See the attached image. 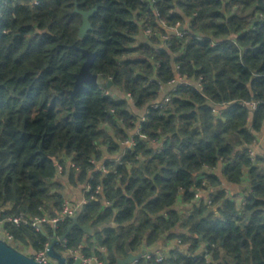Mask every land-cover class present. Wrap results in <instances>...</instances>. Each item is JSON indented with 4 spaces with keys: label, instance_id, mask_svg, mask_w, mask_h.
<instances>
[{
    "label": "trees",
    "instance_id": "trees-1",
    "mask_svg": "<svg viewBox=\"0 0 264 264\" xmlns=\"http://www.w3.org/2000/svg\"><path fill=\"white\" fill-rule=\"evenodd\" d=\"M81 49L97 82L72 98ZM263 133L264 0H0V219L55 217L89 187L78 225L94 230L4 222L18 251L64 237L65 264H116L173 241L166 264H264Z\"/></svg>",
    "mask_w": 264,
    "mask_h": 264
},
{
    "label": "water",
    "instance_id": "water-1",
    "mask_svg": "<svg viewBox=\"0 0 264 264\" xmlns=\"http://www.w3.org/2000/svg\"><path fill=\"white\" fill-rule=\"evenodd\" d=\"M95 8L88 10V11H81L79 14L82 17V22L78 30V39H82L86 32L90 29V23L89 18L91 15L95 12ZM159 28L166 33L168 36H175L177 34V31L174 29L166 28L165 26L158 24ZM181 30V29H179ZM77 49V48H76ZM82 56H84L85 60L82 63L78 73L75 74V81H74V87L71 91V97L75 95V93L83 88L85 84H96L97 82V76L94 74H91L89 71V68L91 66V63L94 58V54L81 49L80 50ZM110 83H108L109 85ZM78 216L79 214L76 213L75 216L71 219V224L67 227V232L73 227H79L81 231L88 235H92L93 229L91 228L90 223L80 226L78 225ZM40 230V232L43 234V231L40 229V226H37ZM1 232H3V229H0ZM64 237H61L60 239L52 240L48 244L46 248V255L54 264H65L66 259L65 257L57 252L54 249V246L59 242L62 241ZM125 252L126 257L124 258H118L116 259V264H131L132 262L138 260L143 254H132L128 251V248L125 246ZM79 259H76L73 264H78ZM0 264H40L36 262L32 257L18 251L15 249L12 245H10L7 241L2 239L0 237ZM106 264V262L104 263Z\"/></svg>",
    "mask_w": 264,
    "mask_h": 264
},
{
    "label": "built area",
    "instance_id": "built-area-1",
    "mask_svg": "<svg viewBox=\"0 0 264 264\" xmlns=\"http://www.w3.org/2000/svg\"><path fill=\"white\" fill-rule=\"evenodd\" d=\"M161 25L164 26L163 23H160ZM174 30H177L176 28ZM145 34H150L149 30H145L144 32ZM166 37V36H165ZM164 37V38H165ZM175 77L169 81L168 85L171 86L172 88L175 87V85L177 84H184L186 83L183 76H181L178 72V67L175 66ZM168 101L167 97H164L162 103H155L152 107L154 109H160L162 107V105L164 103H166ZM258 104V102L255 101H251V102H245L243 103V105H246L247 107L251 108V109H255L256 105ZM123 146H133L134 143L132 140H127L125 142L122 143ZM251 155H253V152H250ZM72 166V165H70ZM62 172V167L60 165H57V174L60 175V173ZM89 187H87L86 189L88 190ZM86 190V191H87ZM197 193V192H196ZM77 207H72L70 201L68 200H64L62 203V207H61V211L59 212V214L55 217H42L41 219H27L26 217H24L23 215H19V216H15V217H8L5 219H0V229H2V225L4 222H9L12 224H19V223H30L33 227H35L36 229H39L37 226L39 225H48L51 228H56L58 223L63 222L65 219H72L75 214L77 213ZM0 237L4 240H8L7 238H11L8 234L1 232L0 231ZM46 248L47 245L45 246V248L43 250H39L37 251L32 258L40 263V264H48L49 263V259L46 255ZM71 255L73 258V261H75L76 259H79V263L78 264H104V261L101 260L98 257H90V256H85L82 253H80V251H71ZM155 255V261L157 263H161V264H166L163 262V254H161L160 252H157ZM137 260L132 262L131 264H136Z\"/></svg>",
    "mask_w": 264,
    "mask_h": 264
},
{
    "label": "crops",
    "instance_id": "crops-1",
    "mask_svg": "<svg viewBox=\"0 0 264 264\" xmlns=\"http://www.w3.org/2000/svg\"><path fill=\"white\" fill-rule=\"evenodd\" d=\"M264 152V133L262 134V136L259 138L258 143L256 145V150L253 151V153H263ZM226 190L230 193V194H235V192H238L236 188H234L233 186L230 185H224ZM66 191H65V198L66 200L69 201L70 199V203L72 205V207H77V209L80 208V206H82L85 203V197H84V191H86V188L83 190L80 187L77 188H71V187H66ZM205 195V193H203ZM94 233V230H93ZM92 233V234H93ZM173 241H168L167 243L161 242L160 244L156 245V247L154 246L153 248H146V249H141L139 251L138 254H143L144 255V251L146 252V254H156L157 252L160 251V249H162V252H166L167 248H172L173 246H171ZM148 251V252H147ZM147 255V256H149ZM90 257H93V255L91 254ZM96 257V256H94ZM124 258V257H123ZM104 261V259H103ZM105 263V261H104Z\"/></svg>",
    "mask_w": 264,
    "mask_h": 264
},
{
    "label": "rangeland",
    "instance_id": "rangeland-1",
    "mask_svg": "<svg viewBox=\"0 0 264 264\" xmlns=\"http://www.w3.org/2000/svg\"><path fill=\"white\" fill-rule=\"evenodd\" d=\"M60 180H62V179H60ZM66 189H67V188H65V191H66ZM65 199H66V198H65ZM69 201H70V199H69ZM171 246H175V245H174V242H172ZM48 264H54V263H53L51 260H49V263H48Z\"/></svg>",
    "mask_w": 264,
    "mask_h": 264
},
{
    "label": "bare ground",
    "instance_id": "bare-ground-1",
    "mask_svg": "<svg viewBox=\"0 0 264 264\" xmlns=\"http://www.w3.org/2000/svg\"><path fill=\"white\" fill-rule=\"evenodd\" d=\"M40 229H41V225H40ZM42 230V229H41ZM8 240H10L11 238H7ZM5 241H7V240H5ZM48 246V245H47ZM49 259V258H48Z\"/></svg>",
    "mask_w": 264,
    "mask_h": 264
}]
</instances>
